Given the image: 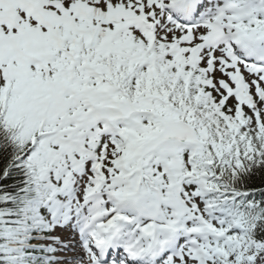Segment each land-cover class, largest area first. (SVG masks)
Returning a JSON list of instances; mask_svg holds the SVG:
<instances>
[{"label": "snow or ice", "instance_id": "snow-or-ice-1", "mask_svg": "<svg viewBox=\"0 0 264 264\" xmlns=\"http://www.w3.org/2000/svg\"><path fill=\"white\" fill-rule=\"evenodd\" d=\"M0 264H264V0H0Z\"/></svg>", "mask_w": 264, "mask_h": 264}]
</instances>
